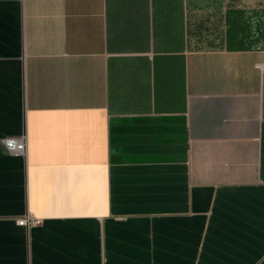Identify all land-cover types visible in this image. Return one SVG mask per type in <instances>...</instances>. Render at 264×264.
Returning <instances> with one entry per match:
<instances>
[{
    "label": "crops",
    "instance_id": "crops-1",
    "mask_svg": "<svg viewBox=\"0 0 264 264\" xmlns=\"http://www.w3.org/2000/svg\"><path fill=\"white\" fill-rule=\"evenodd\" d=\"M0 264H264V0H0Z\"/></svg>",
    "mask_w": 264,
    "mask_h": 264
},
{
    "label": "built area",
    "instance_id": "built-area-1",
    "mask_svg": "<svg viewBox=\"0 0 264 264\" xmlns=\"http://www.w3.org/2000/svg\"><path fill=\"white\" fill-rule=\"evenodd\" d=\"M4 143L7 149L14 154H26L27 153V139L25 136L8 137L4 139ZM20 225L34 226L40 223V220L35 217L21 218L18 220Z\"/></svg>",
    "mask_w": 264,
    "mask_h": 264
}]
</instances>
